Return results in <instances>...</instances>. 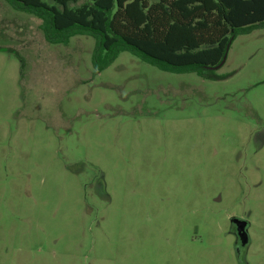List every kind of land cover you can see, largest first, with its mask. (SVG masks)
I'll return each instance as SVG.
<instances>
[{"label": "rangeland", "instance_id": "obj_1", "mask_svg": "<svg viewBox=\"0 0 264 264\" xmlns=\"http://www.w3.org/2000/svg\"><path fill=\"white\" fill-rule=\"evenodd\" d=\"M40 24L0 0V264H264V28L207 79Z\"/></svg>", "mask_w": 264, "mask_h": 264}, {"label": "trees", "instance_id": "obj_2", "mask_svg": "<svg viewBox=\"0 0 264 264\" xmlns=\"http://www.w3.org/2000/svg\"><path fill=\"white\" fill-rule=\"evenodd\" d=\"M41 20L45 40L66 44L76 35L94 39L95 72L121 52L173 73L215 79L226 45L264 28V0H6Z\"/></svg>", "mask_w": 264, "mask_h": 264}, {"label": "water", "instance_id": "obj_3", "mask_svg": "<svg viewBox=\"0 0 264 264\" xmlns=\"http://www.w3.org/2000/svg\"><path fill=\"white\" fill-rule=\"evenodd\" d=\"M229 45H230V42L226 45L225 53H224L221 61L217 65L210 67L211 69L216 70L223 65V63L226 59V54H227ZM231 223L236 225V231H237L238 237L240 238L241 243L242 244L247 243V241H248V235H247V231H246L247 222L243 219L233 217L231 219Z\"/></svg>", "mask_w": 264, "mask_h": 264}, {"label": "flooded vegetation", "instance_id": "obj_4", "mask_svg": "<svg viewBox=\"0 0 264 264\" xmlns=\"http://www.w3.org/2000/svg\"><path fill=\"white\" fill-rule=\"evenodd\" d=\"M246 228H247V225H246ZM231 232L233 233V235L236 238V244H237L236 248L239 251L242 246L246 245V243L245 244L241 243L240 238L238 237V234H237V231H236V225L233 224V223H231Z\"/></svg>", "mask_w": 264, "mask_h": 264}]
</instances>
